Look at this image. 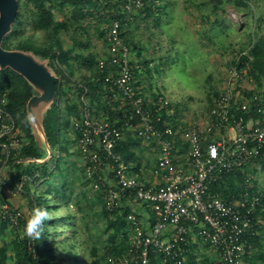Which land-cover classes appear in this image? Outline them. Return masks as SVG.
Wrapping results in <instances>:
<instances>
[{"label": "built area", "instance_id": "built-area-1", "mask_svg": "<svg viewBox=\"0 0 264 264\" xmlns=\"http://www.w3.org/2000/svg\"><path fill=\"white\" fill-rule=\"evenodd\" d=\"M158 2L125 0L124 16L104 25L109 57L99 60L98 69L105 73V100L108 104L120 100L114 109L121 111V115L114 120L94 119L85 89L79 117L73 123L85 175L103 195L105 210L117 213L126 205L138 202L155 217L147 227L137 210L131 208L127 214L131 226L128 247L121 255H108L106 262L152 264L150 255L156 253L163 264H185L182 244L189 243L191 229L196 227L203 242L217 251L223 264H250L245 261L246 247L263 223L258 208L264 207V193L252 190L251 176L245 178L243 190L229 199L210 188L226 175L264 159V90L259 92L246 84V66L241 63V55L248 48L229 66L224 87L215 97L207 122L192 128L173 124L176 114L165 94L157 95L149 103L137 92L136 66L122 34V26L133 22L139 10L148 5L157 6ZM7 101L6 94H0V154L3 156L0 185L12 191L4 170L9 159L22 149L25 137L7 109ZM126 130L157 146L155 172L165 171L163 182L149 184L129 175L127 162L115 150ZM217 130L220 135L210 138ZM178 140L188 147L191 172L184 178L177 155ZM25 180L22 178L15 192L20 191ZM0 219L9 220L16 227L24 214L4 202Z\"/></svg>", "mask_w": 264, "mask_h": 264}, {"label": "rangeland", "instance_id": "rangeland-1", "mask_svg": "<svg viewBox=\"0 0 264 264\" xmlns=\"http://www.w3.org/2000/svg\"><path fill=\"white\" fill-rule=\"evenodd\" d=\"M247 2L249 7L235 2H223L218 10H214L211 0H159L157 8H147L148 10L143 13H137L136 21L126 27L124 37L127 40H134L141 50L138 56L134 50L131 52L137 70L135 72L137 90L142 91L149 103L155 100L158 93L163 92L173 103L176 123L181 128H192L207 122L215 97L224 87L229 66L249 47V34H254L255 37L264 35V0ZM21 10L25 17L29 18L28 8L23 6ZM67 10L70 8L56 11L60 19L70 20V24L62 32L63 47L67 48L72 45L74 39H79L86 43V47H82V53L85 56L93 54L97 62L93 66L86 65L82 59L73 57L69 60V65H64L60 58L57 60L56 64L69 79L68 85L65 84L61 88L60 106L64 115L69 118V123H72V128L71 125L69 128L74 144L69 150L65 148L61 151L62 161L59 170L53 171L45 180L43 178L39 181L32 180L29 186L36 187L38 191L50 187L56 197H60L63 192L68 194V203L49 213L50 216L59 217L72 213L76 224L65 225L61 222L58 225L56 239L66 249L71 242L76 241V249L86 264H94L95 261L97 264H107L108 255H116L114 253L116 250L127 246L131 229L128 228L127 235L117 236L116 246L113 245L108 225L110 219L115 216L105 212L103 195L94 188L93 181L85 175L84 160L78 150V134L73 128V123L79 117L83 94L76 91L75 87L91 82L98 69L99 60L109 57L104 29L106 22L99 20L95 15L91 19L72 23L73 20L65 16ZM160 15V21L157 22L156 17ZM13 22L4 32L2 39L0 36V47L28 65L45 70L48 68L55 77H58L47 60L24 54L18 47L25 42L38 46L45 45L47 37L44 30L34 28L28 21H24L20 27L22 30L6 40L8 49L3 46V39L15 29ZM143 58L151 61V74L144 70ZM245 66L247 86L259 92L263 91L264 79L257 81L250 72V65ZM43 69L37 70L40 73L35 70L25 73L35 87L36 97L30 102L33 118L41 117L47 104V99H43L42 96L49 93L52 86L50 76ZM57 88L56 84V91ZM104 88L102 91L98 90L100 96L90 93L86 96L91 116L100 121L108 119L104 105L107 87ZM18 128L19 132L25 133L21 127ZM34 130L40 135L36 127ZM130 136H133L132 131L126 130L125 138ZM132 145L141 146L135 142ZM176 146L179 162L186 168L188 147L180 140ZM50 153V149L46 147L47 157ZM58 154L56 151L55 155ZM7 170L8 168L4 170L5 174ZM239 172L233 179L235 185L242 187L245 177L251 176L252 184L264 192L263 161H254ZM4 190L0 185V207L3 201L7 202L21 209L24 219H27L25 202L16 203V199L11 197H16L17 192L13 191L11 193L13 195L9 197L3 194ZM261 220L263 222L261 246L251 247L245 254V261L250 264H264L259 254L264 251V218L261 217ZM25 226V223L18 227L10 225L0 231L1 237L7 241L14 237L21 238L25 236ZM203 246L204 251L212 252L210 244L204 242ZM212 253V260L219 257L217 252Z\"/></svg>", "mask_w": 264, "mask_h": 264}, {"label": "trees", "instance_id": "trees-1", "mask_svg": "<svg viewBox=\"0 0 264 264\" xmlns=\"http://www.w3.org/2000/svg\"><path fill=\"white\" fill-rule=\"evenodd\" d=\"M17 9L14 17V30H12L2 41L5 48L8 49V44L6 40L13 36V34L21 31L24 21H28L30 25L34 28L41 29L45 31L47 41L43 46H38L33 43H22L18 47L23 52H30L39 59L47 60L49 65L58 74L55 77V82L57 84V91L54 98L47 104L44 108L41 119L38 123L41 127L42 134L37 135L35 133V121L30 115L28 103L33 98L35 90L31 82L17 69L9 65L0 64V94H6L7 96V109L15 117L17 126L21 127L25 133V144L22 149L8 161V170L6 177L9 179L12 191L17 189L18 184L22 181V178H26L23 187L18 192L19 197L25 202V208L27 209L26 217L29 216L30 212L34 208H43L48 212L56 211L64 203H68V194L64 193L60 197H56L54 190L48 187L46 190L38 191L36 187L29 186L32 184L31 181H39L42 178L47 179L53 171L60 169L61 151L65 149L62 146L63 139L62 133L65 128L69 126V119L62 112L60 106V92L61 88L65 84L68 85L69 79L64 73L62 68H59L56 64L57 60L60 58L64 65L70 64V59L79 58L86 62V65L95 64L97 62L95 56L90 54L85 56L82 53V47H86V43L79 39H74L72 45L67 48L63 47L62 32L70 24V20L65 18L60 19L58 11L63 9H68L65 16L73 20L72 23L81 21L82 19H91L93 16H97L99 20L110 22L112 19L122 18L125 14L123 9V4L125 0H16ZM214 10H218L220 4L223 2H235L238 5L249 7L247 0H211ZM26 6L29 11V18L23 14L21 8ZM156 5H148L143 9L139 10L137 13H143L148 9L157 8ZM148 8V9H147ZM136 13V14H137ZM161 15L157 16V22L160 21ZM136 21V19L134 20ZM71 23V24H72ZM128 25H132L129 23ZM128 25L122 26V34L124 36L126 27ZM125 38V37H124ZM130 50H134L137 56L141 54L139 46L134 40H127ZM249 49L247 53L241 55V63L243 66L250 65L251 74L256 78L257 81H262L264 79V35H259L255 37L254 34H249L248 37ZM251 57V58H250ZM144 59V58H143ZM144 70L151 74L152 68L150 67V62L146 58L143 60ZM134 72H137L135 70ZM53 74V73H52ZM104 74L99 69H96L94 78L91 82L85 83L84 85H78L75 90L79 93H83L87 89L86 95L89 93L94 96H100L98 90H104L107 84L104 80ZM54 75V74H53ZM136 84V83H135ZM137 92L143 95L142 91ZM163 92L158 93L157 95ZM156 95V97H157ZM155 97V98H156ZM145 98V97H144ZM120 101V100H119ZM147 101V100H146ZM106 102V100H105ZM148 102V101H147ZM172 102L170 106H172ZM107 110L108 119L114 120L118 115H121V111L115 112L114 107L118 106V100L113 104H104ZM77 108V105L74 107ZM166 110L162 112V116L166 118ZM80 114V112H79ZM173 124H177L174 119ZM130 141L134 144H140L144 142L141 138L130 136L120 140L115 148L116 152L119 153L125 162H129L131 152H128L127 143ZM49 148L51 153L47 158L48 154H45V149ZM56 151L59 152L58 155ZM53 153V154H52ZM46 159V160H45ZM41 160V161H39ZM264 162L263 160H260ZM3 165V156L0 154V169ZM52 165V166H51ZM242 169H238L226 175L224 178L220 179L218 182L211 185L210 190L213 193H218L221 197L229 199L233 194H238L243 190L242 187H238L234 184L233 179L239 174ZM246 178V177H245ZM253 191L258 190L256 185H253ZM56 191V190H55ZM264 193L263 191H260ZM9 190H4L3 194L9 195ZM49 196V197H48ZM51 196V197H50ZM4 201L2 202V204ZM104 206V200H103ZM130 205H126L122 208L120 212L106 213L115 216L110 219L108 229L111 230L110 237L113 245L116 246V238L119 235H127L128 228L131 226L127 220V214L130 211ZM258 215L264 218V207L258 208ZM27 219H22L19 225L26 224ZM63 222L65 225L76 224L74 215L72 213H67L64 216H51L50 220L45 221L44 230L40 239H30L26 235L23 237H14L13 239L7 241L1 237L0 234V264H86L85 260L79 255L76 249V241L71 242L68 249L61 246L60 241L56 239L58 233V225ZM11 225L9 220L0 219V231L5 230ZM18 225V226H19ZM16 226V227H18ZM263 225L258 227V234L249 238L246 250L248 251L251 247H259L261 240ZM190 240V236H189ZM129 244V242H128ZM123 246L122 249L116 250L114 253L118 256L124 253L128 247ZM189 246L182 244V248L185 249ZM260 257L264 262V251H261ZM152 264H163L162 258L159 254L151 253ZM94 264H97L95 261ZM185 264H187L185 262ZM190 264H192L190 262ZM202 264H223L220 257L217 259H207L202 260Z\"/></svg>", "mask_w": 264, "mask_h": 264}, {"label": "crops", "instance_id": "crops-1", "mask_svg": "<svg viewBox=\"0 0 264 264\" xmlns=\"http://www.w3.org/2000/svg\"><path fill=\"white\" fill-rule=\"evenodd\" d=\"M33 88L35 89L34 86ZM70 125L72 128L71 122L69 123V126ZM69 126L68 128H65L64 132L62 133V139H63L62 146H64L67 150H69L74 144L73 139H71L70 137L71 129L69 128ZM219 135H220V131L217 130L210 136V138L215 139ZM140 144H141L140 147H137V146L134 147V145H132L130 141H128L127 143L126 147L128 149V152H131L133 154L129 162H127L128 167H129V170H128L129 175L141 178L149 184H156L159 182H163L165 171H160L159 173L155 172L156 164H157V157H158L157 146L154 143H146V142H142ZM186 164H187L186 168L183 167L182 169V171L184 172V176H182V178H184L186 174H189L191 172L189 160ZM179 166H181V163H179ZM9 192H10L9 193V197H10L13 195L11 194L13 191H9ZM12 198L16 199V203L23 201L19 197L18 193L16 197L12 196L11 199ZM130 207L137 210V212L143 219L144 224L147 227L150 226L155 221L153 212L150 209H148L145 205L138 203V202H133V204H131ZM203 244L204 242L199 235L198 228L193 227L190 232L189 246L183 249V255L185 256L187 264H190V262L192 264H202V260L204 258L212 259L211 257L213 256L212 252L213 251L217 252V251L212 247H211L212 252H210V250L204 251Z\"/></svg>", "mask_w": 264, "mask_h": 264}, {"label": "water", "instance_id": "water-1", "mask_svg": "<svg viewBox=\"0 0 264 264\" xmlns=\"http://www.w3.org/2000/svg\"><path fill=\"white\" fill-rule=\"evenodd\" d=\"M16 12H17V1L16 0H0V36H1V39H2L4 32L8 29L10 24L13 22L14 17L16 15ZM0 49L2 50V51L0 50V64L4 65V66L9 65V66L14 67L19 72H21L27 79H28V77L25 75V73L27 71L35 70L36 72H39L37 70L43 69L41 67L38 68L36 66L28 65V64L20 61L19 59H16V57L13 53H11L9 51H4L1 47H0ZM22 53L31 54V56L36 58V56H34L30 52H23L22 51ZM43 70L45 73H47L50 76L51 82H52V86L49 90V93L47 92L46 94H43V96H42L43 99H47V104H48L54 98V96L56 94V82H55V76L52 74V72L48 68L46 70L45 69H43ZM30 82H32V81H30ZM35 97H36V95L33 98H31V100L28 103L29 112H30V115L32 118H33V116H32V110L30 108V102L33 99H35ZM47 104H46V106H47ZM41 117H42V115H41ZM41 117L40 118H33V120L35 121V127H36V129H38L40 134H42V130H41V127L38 123V120L41 119ZM39 161H41V160H39Z\"/></svg>", "mask_w": 264, "mask_h": 264}, {"label": "clouds", "instance_id": "clouds-1", "mask_svg": "<svg viewBox=\"0 0 264 264\" xmlns=\"http://www.w3.org/2000/svg\"><path fill=\"white\" fill-rule=\"evenodd\" d=\"M50 213L43 208H34L27 217L25 235L30 239H40L44 230V223L50 220Z\"/></svg>", "mask_w": 264, "mask_h": 264}]
</instances>
